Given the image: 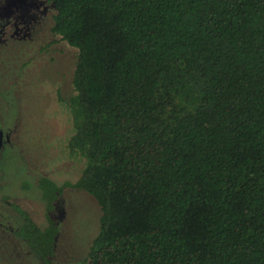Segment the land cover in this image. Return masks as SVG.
<instances>
[{
    "label": "trees",
    "instance_id": "1",
    "mask_svg": "<svg viewBox=\"0 0 264 264\" xmlns=\"http://www.w3.org/2000/svg\"><path fill=\"white\" fill-rule=\"evenodd\" d=\"M45 1L76 53L66 187L102 212L85 264H264V0ZM14 209L52 264L56 223Z\"/></svg>",
    "mask_w": 264,
    "mask_h": 264
},
{
    "label": "rangeland",
    "instance_id": "2",
    "mask_svg": "<svg viewBox=\"0 0 264 264\" xmlns=\"http://www.w3.org/2000/svg\"><path fill=\"white\" fill-rule=\"evenodd\" d=\"M51 8L45 0H0V264H40L16 235L23 220L14 205L43 230L56 223L52 264H85L100 229L95 198L66 187L86 162L70 156L72 115L58 100L72 93L76 53L50 33ZM43 178L63 187L52 213L40 198Z\"/></svg>",
    "mask_w": 264,
    "mask_h": 264
}]
</instances>
